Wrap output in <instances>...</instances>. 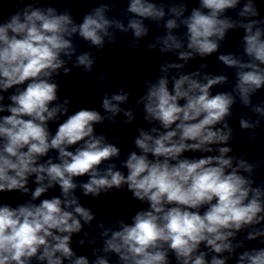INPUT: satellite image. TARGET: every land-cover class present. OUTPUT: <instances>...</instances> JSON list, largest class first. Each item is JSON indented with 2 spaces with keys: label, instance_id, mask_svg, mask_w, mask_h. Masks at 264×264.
I'll list each match as a JSON object with an SVG mask.
<instances>
[{
  "label": "clouds",
  "instance_id": "obj_1",
  "mask_svg": "<svg viewBox=\"0 0 264 264\" xmlns=\"http://www.w3.org/2000/svg\"><path fill=\"white\" fill-rule=\"evenodd\" d=\"M35 3L14 0L15 11L0 22V113H6L0 115V193L30 194L16 206L0 205V264H110L113 256V264H264V246H248L264 245V183L253 179L260 163L229 155L233 149L226 146L233 138L226 118L238 101L256 117L239 120L242 130H252L250 140L264 121V104H253L264 89V20L254 0H199L190 12L182 2L167 13L153 0H127L126 23L108 15L118 0L92 8L80 22L69 8L58 12ZM237 8V18L226 15ZM145 21H163L165 29L148 49L159 47L183 63H164L155 81L144 82L136 104L150 127L138 129L136 150L121 159V148L95 126L115 123L121 113L123 124L133 121V111L122 107L130 97L127 85L104 94V115L87 108L70 113L54 77L61 70L67 75L69 62L92 73L95 54H78L77 38L102 50L116 42L117 32H131L129 48L136 49L149 33ZM237 29L244 32L242 52L218 56L234 70V83L224 74L181 71L196 56L217 53ZM229 84L230 91H212ZM57 187L59 196L41 199ZM78 189L91 197L126 189L143 206L130 221L93 225L95 214L81 204ZM85 226L99 229L90 240L91 261L72 248Z\"/></svg>",
  "mask_w": 264,
  "mask_h": 264
}]
</instances>
